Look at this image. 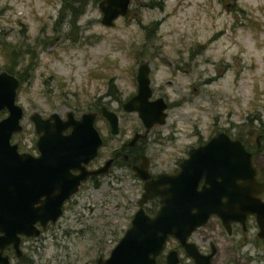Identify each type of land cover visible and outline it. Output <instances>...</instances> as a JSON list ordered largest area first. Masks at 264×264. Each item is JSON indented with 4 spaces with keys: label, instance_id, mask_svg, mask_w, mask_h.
Here are the masks:
<instances>
[{
    "label": "rangeland",
    "instance_id": "374dc122",
    "mask_svg": "<svg viewBox=\"0 0 264 264\" xmlns=\"http://www.w3.org/2000/svg\"><path fill=\"white\" fill-rule=\"evenodd\" d=\"M98 1L0 0V72L20 78L16 102L23 108V130L14 140L22 149L34 147L32 112L79 115L96 99L107 100V91L120 90L117 94L124 100L135 89L138 64L158 68L153 85L170 77L165 73L170 68L159 65L161 57L189 64L196 91L187 75L175 78L186 102L176 105L179 97L171 93L175 108L168 122L177 129L155 153V171L168 169V160L183 156L199 138L197 133L206 137L216 116L222 120L231 113L242 131L257 133L264 122V0H130L128 13L111 26L101 24ZM5 115V110L0 112V117ZM263 155L264 150V163ZM130 183L129 178L124 182L127 187ZM103 189L82 199L83 218L69 210L62 226L78 218L92 225L96 237L114 243L134 210H110L109 204L121 197L108 194V186ZM106 222L110 226H103ZM89 232L81 238L65 235L71 252L86 245L80 242L88 241ZM259 244L264 247V240Z\"/></svg>",
    "mask_w": 264,
    "mask_h": 264
},
{
    "label": "flooded vegetation",
    "instance_id": "af4514ba",
    "mask_svg": "<svg viewBox=\"0 0 264 264\" xmlns=\"http://www.w3.org/2000/svg\"><path fill=\"white\" fill-rule=\"evenodd\" d=\"M160 60L163 63L159 65L170 68L169 72H165L170 77L160 78L156 85H153L152 80L155 79L154 75H159L158 68L153 69L151 63L146 62L148 68L146 74L150 89V96L147 101H156L155 106L151 105L153 119H142L139 108L144 107V105L138 101H131L138 93L137 76L141 63L135 68L133 78L135 89L124 96V100H121L117 94L121 93L120 90L107 91V100L96 99L89 110H86L95 114L93 123L100 143L96 155L83 165L85 174L80 179L76 191L62 201L60 213L56 217L52 219L55 211L53 206L57 205V198H55L57 194L55 193L63 170L61 166H58L59 164L49 169V166L53 165V153L49 154L51 156L47 157L48 165L43 168L46 177H51L54 183L48 189V193L41 194L39 201L33 203L32 206H27V195L31 193L29 192L30 185L37 188L44 186L33 184V180L30 185L22 182L14 185V190L18 195L14 198L15 201L11 202L10 212L6 210V207H3L6 210V215H8L4 221L1 218L3 208L0 206V264H78V261L86 259L89 261L85 264H105L112 249L130 226L134 213L142 209L147 215L152 216L161 206L159 195L142 199L144 183L149 188L156 190L157 188L152 186L150 181L156 179L157 175L161 173L176 174L180 169V163L187 157L191 148L205 144L218 134L233 142V144H228L230 147H235L236 141L242 143L244 150L250 154V163L255 170L254 178L264 183V163L260 157L262 150H264V122L260 121L257 133L251 128H248L249 131L247 132L242 131L241 123L230 119L233 115L231 113H228V116L222 120L216 116L208 128L206 137L202 138L200 133H197L199 138L187 147L183 156L168 160V169L155 171V153L162 150L163 145L161 144L165 140L170 141L173 138V133L177 129L175 123L168 122L169 112L175 108L174 99H170L171 93L179 97L176 105L179 106V104L186 102L181 95L180 87H175V78L180 73L187 75L190 79L189 86L192 85L193 79L189 64L170 62V60L162 57ZM168 86L174 87L173 90H167L166 87ZM191 87L195 92L196 87ZM113 102L116 103L115 106ZM160 105H164L162 119L156 117V110ZM82 113L74 114V117L79 118ZM59 116L64 118V116ZM257 118L260 116L257 115L252 119ZM250 122L252 123V121ZM33 129L35 138L32 142V146H34L32 148L22 149L20 142L14 140V135L20 133L23 126L20 131L13 133L10 137V144L16 145V151L21 156L27 153L32 157H38L40 154L37 147L39 134L36 132L34 124ZM68 131L69 128L63 133ZM71 172L78 174L80 171L74 169ZM128 178L131 179L130 187L124 184ZM203 183L204 179H200L197 189H200ZM241 185L243 184L239 178L234 182L228 180L221 183L223 195L220 198L222 202L226 201L227 194L233 189L235 195V189L238 190ZM247 185L249 189L253 188L252 184ZM106 186L109 189L108 194L112 197L115 196L117 199L121 197V201L109 204L110 210H134L129 224L127 222L125 228L124 225H121L123 233L114 243L111 238L96 237L92 225L89 226V222L84 223V220L78 222V218L74 221V223L78 222L76 227L74 223H69L63 225V228L62 223L66 220L69 210H73L80 218H83L86 213L83 207L79 206L82 199L87 197L90 191L96 192L100 189L104 191L103 187L106 188ZM205 186L208 187V184ZM158 188V190L163 189L162 186ZM3 194L4 191H0V205L4 202L1 200ZM133 195L136 197L132 198ZM256 196L264 201V189ZM22 197L25 203L22 201ZM44 201L45 205L41 204ZM103 206L105 209L107 208L106 203ZM41 207L44 210H40ZM77 208L78 210H76ZM192 212L194 213L195 210ZM103 217L108 218L105 214ZM123 219L127 220L125 217ZM110 223L106 222L103 226H110ZM113 225L117 226L116 224ZM87 231H90L88 241L80 242V244L86 245L80 250L71 252L69 249L71 243L64 240L65 235L70 237L74 233L75 237L81 238L86 235ZM92 231L93 233H91ZM260 231L253 212L239 207H221L220 210L209 213L205 221L193 227L186 236L168 234L160 250L154 256V264H252L253 262L264 264V247L259 244L260 240H264V232L259 234ZM255 250H259L261 253H257ZM68 251L73 254H69Z\"/></svg>",
    "mask_w": 264,
    "mask_h": 264
},
{
    "label": "water",
    "instance_id": "95a60500",
    "mask_svg": "<svg viewBox=\"0 0 264 264\" xmlns=\"http://www.w3.org/2000/svg\"><path fill=\"white\" fill-rule=\"evenodd\" d=\"M129 4L130 0H99L97 6L101 12V24L113 25L116 18L127 14ZM147 69L146 63L140 64L138 93L131 101L144 105L139 108L142 119H153L151 105L155 106L156 101H147L150 96ZM19 83V78L15 75L5 70L0 72V111H7V115L0 119V191H4L1 196L4 202L0 206L9 211L11 202L18 195L14 185L21 182L30 185L33 180V184L44 186L37 188L30 185L27 206L39 201L41 194L48 193L54 182L51 177H46L43 167L48 165L47 157L53 153V165L49 169L59 164L63 170L55 193L57 205L53 206V219L60 213L62 201L76 191L85 174L83 165L96 155L100 138L93 123L95 114L85 111L76 118L72 111H67L62 119L56 112L47 117H42L37 111L32 112L29 119L39 134L37 147L40 154L38 157L27 153L21 156L16 151V145L10 144L11 135L22 128L23 108L16 102ZM163 107L164 105L157 107L156 117L163 118ZM51 119L53 120L50 121ZM68 128L69 131L63 133ZM230 143L233 144L218 134L205 144L191 148L176 174L161 173L150 181L156 190L144 183L142 199L159 195L161 206L152 216L142 209L134 213L130 226L112 249L105 264H154V256L168 234L186 236L193 227L203 223L209 213L216 212L221 207H239L253 212L261 229L259 234L263 233L264 201L256 194L264 189V183L254 178L255 170L250 163V154L244 150L242 143L236 141L235 147H230ZM74 169L80 172L73 174L71 170ZM238 178L243 185L238 190L235 189V195L234 189L231 190L226 201L222 202L220 184L228 180L234 182ZM200 179H204V183L197 189ZM247 184H252L253 188L249 189ZM159 186L163 189L158 190ZM22 201L25 203L24 198ZM42 203L45 205V201ZM4 208L1 216L3 221L8 217ZM40 210H44L43 207Z\"/></svg>",
    "mask_w": 264,
    "mask_h": 264
},
{
    "label": "trees",
    "instance_id": "16d2710c",
    "mask_svg": "<svg viewBox=\"0 0 264 264\" xmlns=\"http://www.w3.org/2000/svg\"><path fill=\"white\" fill-rule=\"evenodd\" d=\"M18 77V76H17ZM19 78V77H18ZM20 79V78H19Z\"/></svg>",
    "mask_w": 264,
    "mask_h": 264
}]
</instances>
